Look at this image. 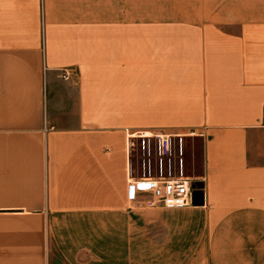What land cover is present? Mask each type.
<instances>
[{
  "label": "crops",
  "instance_id": "1",
  "mask_svg": "<svg viewBox=\"0 0 264 264\" xmlns=\"http://www.w3.org/2000/svg\"><path fill=\"white\" fill-rule=\"evenodd\" d=\"M140 133L203 206L129 202ZM0 264H264V0H0Z\"/></svg>",
  "mask_w": 264,
  "mask_h": 264
},
{
  "label": "built area",
  "instance_id": "2",
  "mask_svg": "<svg viewBox=\"0 0 264 264\" xmlns=\"http://www.w3.org/2000/svg\"><path fill=\"white\" fill-rule=\"evenodd\" d=\"M64 80L69 74L63 75ZM184 138L164 134L128 135L130 159H141L143 176L128 181V200L146 209H183L193 207L194 178L184 176ZM156 169V175L153 171ZM178 170L177 173L174 170ZM129 174H132V166Z\"/></svg>",
  "mask_w": 264,
  "mask_h": 264
},
{
  "label": "rangeland",
  "instance_id": "3",
  "mask_svg": "<svg viewBox=\"0 0 264 264\" xmlns=\"http://www.w3.org/2000/svg\"><path fill=\"white\" fill-rule=\"evenodd\" d=\"M192 141V140H191ZM187 139L185 143V151H186V162L184 166V176L194 178L196 181L195 186H198L199 179L203 176V146L202 142L199 141H192ZM141 159L135 162V167L137 170L144 171L142 169ZM175 173L178 170H174ZM143 174V173H142ZM153 175H156V169L153 171Z\"/></svg>",
  "mask_w": 264,
  "mask_h": 264
},
{
  "label": "water",
  "instance_id": "4",
  "mask_svg": "<svg viewBox=\"0 0 264 264\" xmlns=\"http://www.w3.org/2000/svg\"><path fill=\"white\" fill-rule=\"evenodd\" d=\"M204 204V193L202 191L201 183L194 187L193 191V206H203Z\"/></svg>",
  "mask_w": 264,
  "mask_h": 264
},
{
  "label": "trees",
  "instance_id": "5",
  "mask_svg": "<svg viewBox=\"0 0 264 264\" xmlns=\"http://www.w3.org/2000/svg\"><path fill=\"white\" fill-rule=\"evenodd\" d=\"M202 185V184H201Z\"/></svg>",
  "mask_w": 264,
  "mask_h": 264
}]
</instances>
